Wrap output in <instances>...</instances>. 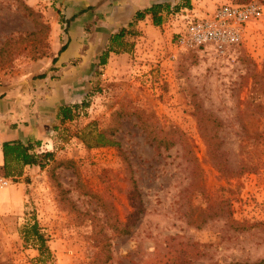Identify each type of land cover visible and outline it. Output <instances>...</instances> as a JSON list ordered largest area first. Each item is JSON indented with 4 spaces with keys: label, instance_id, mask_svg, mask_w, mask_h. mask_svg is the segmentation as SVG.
<instances>
[{
    "label": "rangeland",
    "instance_id": "1",
    "mask_svg": "<svg viewBox=\"0 0 264 264\" xmlns=\"http://www.w3.org/2000/svg\"><path fill=\"white\" fill-rule=\"evenodd\" d=\"M93 1L0 0V87L38 77L71 10ZM191 1L200 15L223 2L262 12L222 50L177 45L166 7L154 31L124 28L112 64L96 63L71 118L42 144L52 157L6 175L0 264L264 259V0ZM96 129L117 144H91Z\"/></svg>",
    "mask_w": 264,
    "mask_h": 264
},
{
    "label": "crops",
    "instance_id": "2",
    "mask_svg": "<svg viewBox=\"0 0 264 264\" xmlns=\"http://www.w3.org/2000/svg\"><path fill=\"white\" fill-rule=\"evenodd\" d=\"M155 3L190 7L192 1L95 0L83 10H71L65 35L62 37L65 48L53 55L56 57L54 61L52 56L49 62L40 64L39 72L44 73V76H22L16 79L15 84L0 87V165L4 164L1 149L3 141L32 142L34 150H44L42 144L51 140L53 131L59 130V124L66 120L61 118L60 108L77 100L79 88L88 80L99 61V55L108 47L111 34L128 26L148 32L159 27L164 7L158 12V25L153 23L150 12L137 17V11ZM113 53V50H109L105 66L112 64ZM117 56L124 57L126 53L122 52ZM37 141L39 145L36 144ZM9 166L17 169V172L11 170L10 176L17 173L20 175L23 170L33 167L22 163L20 159H13L8 168Z\"/></svg>",
    "mask_w": 264,
    "mask_h": 264
},
{
    "label": "built area",
    "instance_id": "3",
    "mask_svg": "<svg viewBox=\"0 0 264 264\" xmlns=\"http://www.w3.org/2000/svg\"><path fill=\"white\" fill-rule=\"evenodd\" d=\"M168 20L177 19L180 28L175 38L176 44L189 48H200L213 44L222 50L229 44L241 40L249 21L261 15V7L253 1L245 3L223 2L214 9L200 15L191 7H169ZM9 178L0 174V188L7 185Z\"/></svg>",
    "mask_w": 264,
    "mask_h": 264
},
{
    "label": "trees",
    "instance_id": "4",
    "mask_svg": "<svg viewBox=\"0 0 264 264\" xmlns=\"http://www.w3.org/2000/svg\"><path fill=\"white\" fill-rule=\"evenodd\" d=\"M161 7L169 8L170 6H168L167 3H155L142 11H137V17L143 16L145 12H150L152 15L153 23L155 25H158L160 23V15L158 14V12L161 9ZM72 16H74V14ZM124 28L125 27H122L117 32H114L111 34V36L109 37L110 42H109L108 47H106L105 48L106 50L104 49L102 53L99 55L100 64H104L106 62V57L108 55L109 50H114L113 44L114 43L119 44L121 42V38L124 34ZM64 48H65V44L61 45L60 48L58 49V53ZM55 59L56 57H53L52 61H54ZM43 76H44V73L38 74V77H43ZM60 114H61V118L63 119L71 118L72 116L71 105L62 106L60 108ZM197 122H198V128L200 132L203 134L207 145L210 147V141H211L212 136L205 133L206 126H207L206 122H203V119H200V118H198ZM89 134H90L89 136L91 137L93 141V143L91 144H94L95 146L117 144L116 141H113L112 138L104 134L103 129H96L95 131H92ZM36 144L39 145V142ZM33 148H34V145L32 142L22 143L20 141L18 142L3 141L1 144V149L3 153L4 164L0 165V174L5 175V176L10 175L8 165L11 163L13 159H20L22 163H25V164L28 163L30 165H37L39 167H43L45 164V159L52 157V151H48V150L36 151ZM210 149H212V146ZM36 226H37V222L34 221L31 225L32 230L35 232V234H37V237L41 238V234L38 233ZM128 230L129 229L125 227L121 229L120 231L127 233ZM228 264H264V259H259L251 263L236 261V262H230Z\"/></svg>",
    "mask_w": 264,
    "mask_h": 264
}]
</instances>
